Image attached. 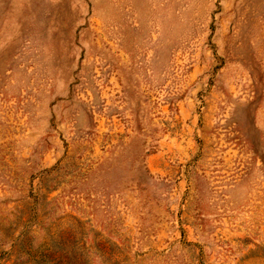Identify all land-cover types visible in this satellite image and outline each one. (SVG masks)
Wrapping results in <instances>:
<instances>
[{"label":"rangeland","instance_id":"obj_1","mask_svg":"<svg viewBox=\"0 0 264 264\" xmlns=\"http://www.w3.org/2000/svg\"><path fill=\"white\" fill-rule=\"evenodd\" d=\"M0 264H264V0H0Z\"/></svg>","mask_w":264,"mask_h":264}]
</instances>
